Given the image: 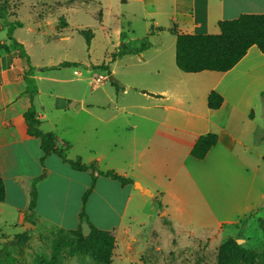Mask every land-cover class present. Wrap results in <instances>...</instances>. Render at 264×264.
<instances>
[{"label":"rangeland","instance_id":"rangeland-1","mask_svg":"<svg viewBox=\"0 0 264 264\" xmlns=\"http://www.w3.org/2000/svg\"><path fill=\"white\" fill-rule=\"evenodd\" d=\"M98 10L95 0H0V20L6 23L7 32L10 26H14V37L18 36L26 42L25 52L33 70L41 69L38 73L54 74L56 77L82 78L79 82L87 93L85 99L93 108V111L83 113L82 120L94 119L98 107H121L118 120L122 127L118 155L114 158L115 169L132 180L130 187L134 188L138 183L152 190L142 193L140 188L133 189L134 196L129 200V208L121 224L127 226L129 234L134 237L131 240L133 249L124 254L118 251L112 264H216V249L228 237L235 238L236 242L241 239L237 242L239 245L259 255L254 264H264V257L260 256L264 252V196L259 198L260 193L264 194V159L260 156L264 151L263 142L248 158L250 163L258 166L255 172L252 168L241 167L238 158L224 157L220 161H225L227 168L217 165L208 168L199 183L184 177L178 184L181 202L175 213L171 212L173 207L166 209L161 194L153 189L163 188L167 182L163 179L154 181L147 176V152L132 155L127 150L129 137L125 136L131 134L125 122L127 118L142 124L144 117L148 116L147 106L158 103L169 106L164 114L178 125L182 124L186 130L188 121L206 112L208 92L222 88L218 78L198 74L219 73H188L191 77L176 81L170 73L172 68L175 72L180 70L174 64V42L169 33L156 32L151 28L147 32L144 23H134L135 29L132 30L127 27L126 21L109 13L101 16L105 28L102 30L100 25L103 22ZM61 16L67 22L64 28L60 25ZM27 26H33L38 31L28 32ZM118 26L123 27L126 52L110 63L113 73L103 81L102 87L106 89L103 92L101 82L94 81V77L105 75V71L98 69L99 64L107 63L119 48L116 37ZM82 30H91L89 43ZM64 63L69 65H62ZM157 67H160V73L156 72ZM74 69L80 74H74ZM41 87H53L65 94L76 88L72 84L51 81H44ZM161 89L176 92V95L160 100L158 91ZM70 113H64L61 119L78 118L69 117ZM138 130L135 128L134 133L141 137ZM152 140L165 147L172 143L157 136ZM70 145L67 156L75 152L87 155L82 151V142L74 140ZM92 145L96 147L95 143ZM161 153H157L158 158L150 157V160L162 163L170 160L169 156L165 158L163 151ZM177 154L185 156L186 147L180 148ZM65 168L56 170L50 179L57 193L63 191L66 180L72 176L67 166ZM251 181L255 183L252 186ZM107 189L97 181L95 188L89 192L87 204L93 219L102 209L108 210L110 221L116 217L115 196L110 199L111 192ZM107 192L109 195L106 196ZM245 197L257 206L240 215L238 209L243 208ZM122 198L121 194L120 200ZM132 214L135 219L129 222L128 216ZM30 225L34 222L29 218L16 224L15 212L5 205L1 207L0 264H38L39 259L48 260L51 257L60 231H53L39 223L34 227ZM24 229L32 238L20 243L15 236ZM82 230L85 231L86 227ZM57 264L102 263L85 255H70L69 246L65 245L61 247Z\"/></svg>","mask_w":264,"mask_h":264},{"label":"crops","instance_id":"crops-1","mask_svg":"<svg viewBox=\"0 0 264 264\" xmlns=\"http://www.w3.org/2000/svg\"><path fill=\"white\" fill-rule=\"evenodd\" d=\"M95 2L98 4L100 18L109 13L126 21L129 29H135L134 23H144L147 32L151 28L156 32L169 33L173 37L174 49L175 34L170 31L171 28H175L179 33H217L219 21L236 18L242 13L264 12V0H95ZM101 20L103 23L100 28L104 30V21L102 18ZM26 31L37 32L38 29L27 26ZM122 32L123 27L118 26L116 29L118 46L124 44L125 39H121ZM14 33L13 28L11 38L20 43L25 52L26 42L18 36L14 37ZM29 62L26 52L24 56L18 54L17 47L9 39L6 23L0 20V178L5 187L0 209L5 205L13 210L16 224L29 218L34 222L31 227L39 223L53 231L68 232L80 226L81 230L86 227L82 232L87 233L88 224L86 221H80L79 212L82 196L91 183L93 171L114 170L120 175L123 174L122 176L125 174L119 173L114 165L122 127L118 120L121 107L101 106L94 113V119L82 120L81 116L85 111L88 113L93 111L85 99L87 93L79 82L82 78L38 73L41 69L33 70ZM111 62H103L106 66L98 67L106 72V79L103 81L113 73L110 69ZM156 72H161L160 67L156 68ZM202 72L204 71L197 73ZM217 73L219 74L198 75L218 78L222 88L216 90L223 97L220 107L217 109L207 107L205 113L197 114L196 119L186 123V130L182 124L178 125L164 114L169 106L158 103L147 106L148 116L144 117L142 124L129 118L125 120L128 133H131L125 136L129 137L128 153L135 155L137 152L139 154L147 152L148 160L145 163L147 176L154 181L163 179L167 182L165 187L153 189L161 194L166 209L168 210L169 206L173 207L171 212L174 213L181 202V196L177 192L178 184L180 185L184 177L199 183L206 171L208 172V168L216 165L227 168L225 161H220L224 157L240 159V166L252 168L253 172L258 168L257 165L250 163L248 158L262 142L264 143V98L261 95L264 92V52L252 45L231 69ZM188 75L190 74L181 70L175 72L173 68L170 73L176 81L191 77ZM44 81L72 84L76 88L65 94L53 87L43 89L41 84ZM101 91L106 92V89L102 87ZM158 93L161 94L160 100L176 95V92L167 89H161ZM31 105L40 120L39 127L54 134L58 148H65L63 156L50 153L41 161L43 152L39 139L27 133L23 118V113ZM64 113H70L69 117L78 118L63 120L61 117ZM125 114L130 115L126 112ZM135 128L139 129L137 133L141 137L135 135ZM207 132H214L217 135L216 144L201 159L191 156L190 149L195 140ZM155 136L171 140V146L158 145L152 140ZM74 140L83 143L82 151L87 152V155L75 152L67 156V151L71 148L70 143ZM93 143L96 147L92 145ZM183 146L186 147V155L178 156L177 153ZM162 151L166 154V159L170 157L169 161L162 163L150 160V157L158 158L157 153L162 154ZM77 156L81 163L92 164L94 167L85 170L73 169L69 160ZM260 156L263 158L264 151ZM65 166L71 171L72 176L66 180L63 191L57 193L55 184L50 179L56 170H62ZM227 166L229 167V164ZM97 181L107 186V191L111 192L110 199L115 196L116 217L110 221L107 218L108 210L102 209L93 219L87 200L85 209L94 225L113 235L114 257L118 251L124 254L133 249L131 240L133 241L134 237L129 234L127 226L121 225L129 208V200L134 196L133 189L140 188L142 193H150L152 188L150 187V190L137 186L133 188L129 183L122 184L104 175H97L95 184ZM33 182L36 199L33 210H29V193ZM253 184L255 183L251 181L250 186ZM121 194L123 198L120 200ZM105 195H109L108 192ZM263 196L264 194L260 193L259 198L262 199ZM256 206L245 197L243 208L238 211L240 215H244ZM174 213L173 217L176 218ZM134 219L133 214L128 216L129 222ZM24 231L25 229L22 232ZM31 238L32 236L27 241Z\"/></svg>","mask_w":264,"mask_h":264},{"label":"trees","instance_id":"trees-1","mask_svg":"<svg viewBox=\"0 0 264 264\" xmlns=\"http://www.w3.org/2000/svg\"><path fill=\"white\" fill-rule=\"evenodd\" d=\"M61 28L67 25L63 16L59 18ZM219 31L217 33H179L175 28L170 31L175 34V65L185 73H197L201 71L225 72L231 69L246 53L247 49L255 45L261 52H264V12L261 13H242L236 18L219 21ZM14 26L8 30L9 39L17 47L18 54L24 56L23 46L11 38L10 34ZM81 33L89 43L92 37L91 30H82ZM121 33V39H122ZM126 52L124 44L110 56L108 62L114 60L118 55ZM62 65H69L64 63ZM101 63L98 67H104ZM264 98V92H262ZM223 101L222 95L210 90L207 94L206 104L210 109H217ZM23 118L26 124V131L30 136L39 139L40 149L43 154L41 161L50 153L63 156L65 148H58L52 132H45L40 127V120L36 116L34 107L31 105L24 113ZM217 135L214 132H207L197 137L190 149V155L195 158H203L207 151L216 144ZM264 159V156H263ZM73 169L85 170L93 168L92 164L85 165L80 162L79 157L69 160ZM97 175H104L116 179L122 184L132 182L131 179L124 177L114 170L93 171L91 183L82 196L81 209L79 212L80 221H86L89 227L87 233H83L80 226L68 232L60 231L56 239L51 257L48 260L39 259L38 264H57L59 261L61 247L68 245L70 254L85 255L102 264H112L113 249L115 239L113 235L104 229L94 225L85 210V203L89 192L93 189ZM36 181V180H35ZM34 181V182H35ZM33 182L30 190L29 210H33L36 199V188ZM5 196L4 182L0 178V201ZM30 237L29 231L25 230L16 234L15 239L20 243L26 242ZM253 250L239 245L235 238L228 237L216 249V264H254L258 258ZM264 257V252L260 254Z\"/></svg>","mask_w":264,"mask_h":264},{"label":"built area","instance_id":"built-area-1","mask_svg":"<svg viewBox=\"0 0 264 264\" xmlns=\"http://www.w3.org/2000/svg\"><path fill=\"white\" fill-rule=\"evenodd\" d=\"M73 73L76 75L80 74V72L77 69H74ZM104 79H106V77H105V75H102V74H98L97 76L94 77V81H96V82H101Z\"/></svg>","mask_w":264,"mask_h":264},{"label":"water","instance_id":"water-1","mask_svg":"<svg viewBox=\"0 0 264 264\" xmlns=\"http://www.w3.org/2000/svg\"><path fill=\"white\" fill-rule=\"evenodd\" d=\"M136 186L141 187L140 184H138V183H136ZM146 192H148V191L146 190ZM239 240H241V239H237V242H239Z\"/></svg>","mask_w":264,"mask_h":264}]
</instances>
